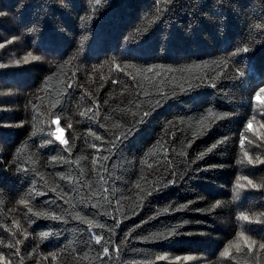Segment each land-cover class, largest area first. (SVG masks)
Masks as SVG:
<instances>
[{
  "label": "trees",
  "instance_id": "1",
  "mask_svg": "<svg viewBox=\"0 0 264 264\" xmlns=\"http://www.w3.org/2000/svg\"><path fill=\"white\" fill-rule=\"evenodd\" d=\"M0 12V264H264V0Z\"/></svg>",
  "mask_w": 264,
  "mask_h": 264
},
{
  "label": "snow or ice",
  "instance_id": "2",
  "mask_svg": "<svg viewBox=\"0 0 264 264\" xmlns=\"http://www.w3.org/2000/svg\"><path fill=\"white\" fill-rule=\"evenodd\" d=\"M4 15V13L3 12H0V16H3ZM33 59H36V57H33ZM148 71H152V69H148ZM261 91H264V89H261ZM257 99H259V96L257 97ZM251 124H252V122L251 121H249V127H251ZM241 143L243 144V140H241ZM216 147V145L214 144L213 145V148H215ZM209 151H211V149H209ZM247 155V154H246ZM201 156H203V153L201 154ZM200 157H198V159H199ZM252 161L251 160H249V163H251ZM258 162H260V163H264V161H258ZM249 183H251V181H249ZM150 194V193H149ZM165 211H167V209H165ZM54 218H57V217H54ZM244 219H247V217H244ZM101 237H99V236H97L96 237V242L97 243H100L101 242ZM260 247L261 248H264V244H261L260 245ZM104 251L105 252H107L108 251V249L105 247L104 248ZM228 254V252H227V249L225 250V252H224V255H227ZM0 259H2V257H0Z\"/></svg>",
  "mask_w": 264,
  "mask_h": 264
},
{
  "label": "clouds",
  "instance_id": "3",
  "mask_svg": "<svg viewBox=\"0 0 264 264\" xmlns=\"http://www.w3.org/2000/svg\"><path fill=\"white\" fill-rule=\"evenodd\" d=\"M57 140H60L61 143H64V141L61 139L60 135H57Z\"/></svg>",
  "mask_w": 264,
  "mask_h": 264
},
{
  "label": "rangeland",
  "instance_id": "4",
  "mask_svg": "<svg viewBox=\"0 0 264 264\" xmlns=\"http://www.w3.org/2000/svg\"><path fill=\"white\" fill-rule=\"evenodd\" d=\"M57 135H59V132L57 133Z\"/></svg>",
  "mask_w": 264,
  "mask_h": 264
}]
</instances>
